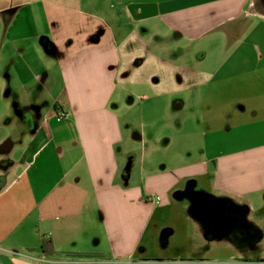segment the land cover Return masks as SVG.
Masks as SVG:
<instances>
[{"label": "crops", "instance_id": "0c3cea01", "mask_svg": "<svg viewBox=\"0 0 264 264\" xmlns=\"http://www.w3.org/2000/svg\"><path fill=\"white\" fill-rule=\"evenodd\" d=\"M167 39L177 61H198L176 65L166 108L174 98L175 114L206 105L204 135L217 137L206 157L157 168L145 149L134 163L124 98L129 85L162 96L159 83L134 77L132 53ZM7 59L8 95L56 105L29 122L20 159L3 163L0 264H173L152 251L205 236L193 212L200 196L252 212L263 198L264 15L253 0H0V64ZM135 138L144 145L147 135Z\"/></svg>", "mask_w": 264, "mask_h": 264}, {"label": "rangeland", "instance_id": "374dc122", "mask_svg": "<svg viewBox=\"0 0 264 264\" xmlns=\"http://www.w3.org/2000/svg\"><path fill=\"white\" fill-rule=\"evenodd\" d=\"M253 1L255 10L264 15V0ZM167 44L166 48L151 44L149 48L132 53L134 68L137 69L134 77L148 79L150 85L153 82L159 83L162 96L155 101L152 99L154 91L151 86L129 85L128 88L132 91L124 98L129 117L128 125H125L129 129L126 136L128 141L131 139L130 142L139 143L133 156L134 163L141 162L145 149L147 160L154 161L157 168L174 167L206 157L210 152L207 150V142L214 136L204 135L206 123L203 121L202 109L206 105L196 109L193 103H188L187 108L175 114L177 110L174 109V98L171 110L166 108L170 91L175 89V75L180 73L176 65L198 61L196 55L195 59L193 55H189L177 61L176 54L180 50L171 39H167ZM0 65H3L0 66L1 71L6 68L10 71L8 59ZM10 87L8 83L1 84L0 80V156L6 157L0 163L1 179L4 176L9 179L3 164L11 160L7 156L19 160L21 149L29 141V122L37 121V112L45 114L55 110L56 105L48 98L41 102L16 101L13 94H7ZM142 96H147L150 100ZM212 112L222 114L217 109H212ZM237 120L233 119L230 123L235 124ZM224 121L220 120L218 125H222L221 122ZM227 121L228 119L225 122ZM142 132L147 135L144 145L141 138H135L136 134L141 135ZM158 133L161 135L159 140ZM9 141L14 144V148L8 151L5 143ZM217 196L202 195L193 204V212L198 211L200 214L196 216L205 236L194 235L192 247L174 244L164 248L159 245L154 247L152 254L164 256V262L173 264H264V195L259 202H255L256 210L253 212L247 205L238 203L233 198L218 199Z\"/></svg>", "mask_w": 264, "mask_h": 264}, {"label": "trees", "instance_id": "16d2710c", "mask_svg": "<svg viewBox=\"0 0 264 264\" xmlns=\"http://www.w3.org/2000/svg\"><path fill=\"white\" fill-rule=\"evenodd\" d=\"M42 250L47 252L48 254H54L53 242L51 238H43ZM93 253H78L77 255H85V256H92Z\"/></svg>", "mask_w": 264, "mask_h": 264}, {"label": "built area", "instance_id": "2783aa9c", "mask_svg": "<svg viewBox=\"0 0 264 264\" xmlns=\"http://www.w3.org/2000/svg\"><path fill=\"white\" fill-rule=\"evenodd\" d=\"M66 115V113L64 112V111H60L58 114H57V116L58 117H64ZM158 199H159V197H158Z\"/></svg>", "mask_w": 264, "mask_h": 264}]
</instances>
